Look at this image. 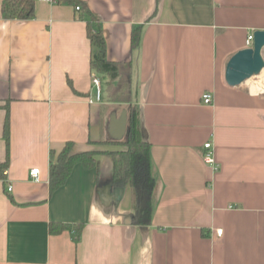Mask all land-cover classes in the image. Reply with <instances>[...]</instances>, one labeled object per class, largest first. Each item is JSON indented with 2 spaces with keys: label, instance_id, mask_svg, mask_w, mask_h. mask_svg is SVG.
I'll list each match as a JSON object with an SVG mask.
<instances>
[{
  "label": "crops",
  "instance_id": "1",
  "mask_svg": "<svg viewBox=\"0 0 264 264\" xmlns=\"http://www.w3.org/2000/svg\"><path fill=\"white\" fill-rule=\"evenodd\" d=\"M3 1L0 264H264V91L224 80L230 57L264 30V0H36L30 19L2 13ZM88 10L106 58L130 64L128 103L90 68ZM129 104L155 181L148 225L132 223L131 190L113 184L107 154L121 149L109 142L123 137ZM67 141L97 151L98 166L76 164L50 193V152ZM50 222L68 227L50 234Z\"/></svg>",
  "mask_w": 264,
  "mask_h": 264
},
{
  "label": "trees",
  "instance_id": "2",
  "mask_svg": "<svg viewBox=\"0 0 264 264\" xmlns=\"http://www.w3.org/2000/svg\"><path fill=\"white\" fill-rule=\"evenodd\" d=\"M35 1L4 0L1 10L2 13L13 18L30 19L34 17ZM87 14L89 16L87 35L92 46L90 68L95 74L106 80V87L111 99L128 103L130 97V64L128 62L116 63L106 58L102 30L89 10ZM138 44L139 30L135 28L131 32V47L135 48ZM4 135L7 142V114L4 121ZM109 143L121 147L118 150L107 151L112 160V182L116 186H128L131 190L132 223L135 225H148L152 217L155 181L151 170L149 144L141 138L139 111L136 105L129 104L127 106L123 137ZM72 147V142L67 141L59 152H50L48 169L50 193L66 182L76 164L81 163L87 168L98 166V161L94 157L98 153L97 151L73 152ZM4 166H1V170ZM67 227L68 225L65 223L50 222L48 232L57 234ZM81 228V223L75 225L76 230Z\"/></svg>",
  "mask_w": 264,
  "mask_h": 264
},
{
  "label": "water",
  "instance_id": "3",
  "mask_svg": "<svg viewBox=\"0 0 264 264\" xmlns=\"http://www.w3.org/2000/svg\"><path fill=\"white\" fill-rule=\"evenodd\" d=\"M264 46V30L253 32V41L250 47L235 52L228 60L224 80L229 86H238L254 75L260 74L264 68L261 49ZM122 123L126 124V116L122 115Z\"/></svg>",
  "mask_w": 264,
  "mask_h": 264
},
{
  "label": "built area",
  "instance_id": "4",
  "mask_svg": "<svg viewBox=\"0 0 264 264\" xmlns=\"http://www.w3.org/2000/svg\"><path fill=\"white\" fill-rule=\"evenodd\" d=\"M43 1H47V2L52 3V4H55L58 2V0H43ZM75 9L79 10L80 6H76ZM252 41H253V34H249L245 40L246 46L250 47L252 45ZM91 81H92V88L94 90V97L92 99H90V102H98L102 98L101 82H100V79L97 75H92ZM202 102L204 104H210L212 102V94L210 92H204L202 94ZM203 147L205 149L204 153L202 154L204 161L209 166L216 168L217 164H216V161L214 158L211 143L205 142L203 144ZM38 171H39L38 168H31L29 174H30V177L33 181H38ZM7 190L10 191L11 186H8Z\"/></svg>",
  "mask_w": 264,
  "mask_h": 264
},
{
  "label": "rangeland",
  "instance_id": "5",
  "mask_svg": "<svg viewBox=\"0 0 264 264\" xmlns=\"http://www.w3.org/2000/svg\"><path fill=\"white\" fill-rule=\"evenodd\" d=\"M262 80H264V75L262 74V71L260 72V74L258 75H254L251 77V79L247 82H243L241 85L245 88H249L251 84L255 83H259L258 85L263 89L264 91V83L262 82ZM262 91V92H263ZM104 141H101L100 143H103Z\"/></svg>",
  "mask_w": 264,
  "mask_h": 264
},
{
  "label": "bare ground",
  "instance_id": "6",
  "mask_svg": "<svg viewBox=\"0 0 264 264\" xmlns=\"http://www.w3.org/2000/svg\"><path fill=\"white\" fill-rule=\"evenodd\" d=\"M262 74L264 75V68L262 69ZM251 79V77L249 79H247L246 81L248 82ZM262 82L264 83V80H262ZM259 83L255 84H251L250 85V89L252 92L256 93L262 90V88L258 85Z\"/></svg>",
  "mask_w": 264,
  "mask_h": 264
}]
</instances>
